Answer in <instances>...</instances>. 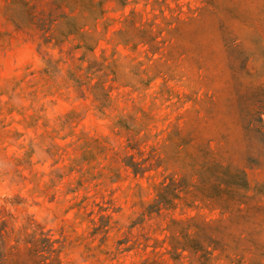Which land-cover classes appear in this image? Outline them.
Here are the masks:
<instances>
[{"label":"rangeland","instance_id":"374dc122","mask_svg":"<svg viewBox=\"0 0 264 264\" xmlns=\"http://www.w3.org/2000/svg\"><path fill=\"white\" fill-rule=\"evenodd\" d=\"M0 227L4 264H264V0H0Z\"/></svg>","mask_w":264,"mask_h":264},{"label":"trees","instance_id":"16d2710c","mask_svg":"<svg viewBox=\"0 0 264 264\" xmlns=\"http://www.w3.org/2000/svg\"><path fill=\"white\" fill-rule=\"evenodd\" d=\"M131 147V146H129ZM130 149H133L132 147ZM125 165L130 168L135 175H144L150 168L145 167L142 163L137 162L134 160L133 156L128 155L125 158ZM181 182H176L174 179H170L169 183L166 181L160 184V188L157 190L156 198L152 204H150L147 208L148 214H160L163 209H170L174 208V202L176 200H180L179 193L181 192ZM175 226H179L181 223L178 221L172 222ZM199 226H197L198 228ZM3 231L4 227H0V240L3 238ZM185 230L181 229L179 231L180 235L184 239L183 242L177 241V238L172 237V248L176 252L178 249L182 251L188 250L192 254L197 255L200 253L199 261L202 264H208L211 259L212 251L216 249L217 242L215 239L211 237L204 236L205 240L200 241L198 239H188L187 233L184 232ZM30 243V242H27ZM212 247V251L209 248ZM215 247V248H214ZM28 251L33 256L38 258H44L43 256L39 255L37 249L29 248ZM4 255L0 253V264H4ZM37 264H46L44 260L38 262Z\"/></svg>","mask_w":264,"mask_h":264}]
</instances>
